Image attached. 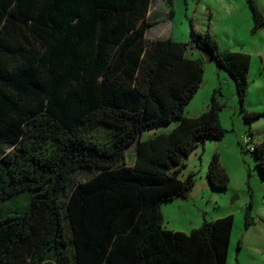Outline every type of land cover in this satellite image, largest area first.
Masks as SVG:
<instances>
[{
	"label": "trees",
	"instance_id": "obj_1",
	"mask_svg": "<svg viewBox=\"0 0 264 264\" xmlns=\"http://www.w3.org/2000/svg\"><path fill=\"white\" fill-rule=\"evenodd\" d=\"M152 2L0 0V264H226L232 215L189 233L162 226L161 204L196 181L179 177L183 158L225 129L215 92L204 112L184 114L203 60L187 57L185 42L147 36ZM245 3L252 32L264 29L256 0ZM191 37L233 80L245 122L264 116L244 107L250 56L207 31ZM252 134L244 143L264 178V137L253 144ZM205 176L227 188L217 154Z\"/></svg>",
	"mask_w": 264,
	"mask_h": 264
},
{
	"label": "rangeland",
	"instance_id": "obj_2",
	"mask_svg": "<svg viewBox=\"0 0 264 264\" xmlns=\"http://www.w3.org/2000/svg\"><path fill=\"white\" fill-rule=\"evenodd\" d=\"M264 14V0H256ZM160 5L161 12L148 31L149 38L170 37L187 44L186 56L202 58L203 76L200 87L184 109L186 116H198L207 108L215 92L222 108L219 120L225 129L223 138L206 139L186 157L179 177L195 172L196 181L187 199H175L161 204L162 226L169 230L189 233L203 219L214 220L233 216L226 264H264V178L256 165L254 152L247 150L244 137L254 131L253 144L264 136V116L247 124L238 102L234 82L226 70L217 66L207 52L191 40L192 30L209 32L218 46L250 56L246 95V110L264 111V29L252 32V16L245 0H153L151 11ZM263 61V62H262ZM177 122L144 131L141 139L167 133ZM125 162L132 163L131 150ZM217 154L226 169L229 181L226 189H211L206 182L209 162ZM194 193L191 196V193ZM27 192L16 198L9 212L19 213L27 200ZM251 202V222L243 214Z\"/></svg>",
	"mask_w": 264,
	"mask_h": 264
},
{
	"label": "crops",
	"instance_id": "obj_3",
	"mask_svg": "<svg viewBox=\"0 0 264 264\" xmlns=\"http://www.w3.org/2000/svg\"><path fill=\"white\" fill-rule=\"evenodd\" d=\"M162 10H161V7H160V5H157L154 9H153V11H151V9H150V15L151 16H156V15H158L160 12H161ZM260 30V29H259ZM244 53V52H243ZM261 53H262V55H264V47H263V50H261ZM263 62V61H262ZM248 71H249V69H248ZM248 80H249V78H248ZM250 80H249V84H250ZM249 87V86H248ZM247 90H248V88H247ZM248 92V91H247ZM247 92H246V95H247ZM248 104V105H251L250 104V102L249 101H246V96H245V101H244V105L245 104ZM257 111H260V110H257ZM264 112V111H263ZM257 120V119H256ZM253 122H255V121H253ZM252 141H253V136H254V131H252ZM264 137V136H263ZM259 141H257L256 143H258ZM194 193L192 192L191 193V196L193 195ZM187 198H189V195L186 197V198H181V199H187Z\"/></svg>",
	"mask_w": 264,
	"mask_h": 264
},
{
	"label": "built area",
	"instance_id": "obj_4",
	"mask_svg": "<svg viewBox=\"0 0 264 264\" xmlns=\"http://www.w3.org/2000/svg\"><path fill=\"white\" fill-rule=\"evenodd\" d=\"M244 140H245V142H247L248 141L247 137H244Z\"/></svg>",
	"mask_w": 264,
	"mask_h": 264
}]
</instances>
